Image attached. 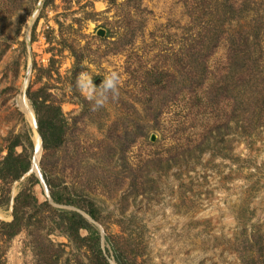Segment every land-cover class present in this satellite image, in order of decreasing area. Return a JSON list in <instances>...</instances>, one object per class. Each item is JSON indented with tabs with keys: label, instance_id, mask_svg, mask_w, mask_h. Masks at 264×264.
Returning a JSON list of instances; mask_svg holds the SVG:
<instances>
[{
	"label": "rangeland",
	"instance_id": "1",
	"mask_svg": "<svg viewBox=\"0 0 264 264\" xmlns=\"http://www.w3.org/2000/svg\"><path fill=\"white\" fill-rule=\"evenodd\" d=\"M220 24L264 30V0H0V159L13 135L32 141L28 172L0 182V196L9 194L0 220L12 219L20 190L37 199L25 210L28 226L10 240L0 236V264H89L88 247L56 225L55 208H75L51 201L42 164L53 183L96 209L110 264L106 235L130 264H264L260 85L250 84L247 102L234 107L227 97L209 103L217 75L189 93L176 63L191 58L198 38H188L204 30L193 58L201 64L208 51L209 68L225 72L229 43L216 42ZM110 73L118 77L115 95L104 89ZM149 73L161 74L163 88ZM37 90L60 105L66 122L63 142L46 151L28 97Z\"/></svg>",
	"mask_w": 264,
	"mask_h": 264
},
{
	"label": "trees",
	"instance_id": "2",
	"mask_svg": "<svg viewBox=\"0 0 264 264\" xmlns=\"http://www.w3.org/2000/svg\"><path fill=\"white\" fill-rule=\"evenodd\" d=\"M51 1L53 0H44V3ZM203 31L192 32L188 38V43L196 37L198 38L196 44L199 46L196 48L193 47L191 52H188L191 58H176L179 70L183 71V75L188 82L186 91L193 93L201 87L206 79H210L211 74H214L218 78L209 86V103H217L225 97L227 99L230 98L233 107L236 100L241 102V104L247 102V98L250 97L247 94L252 91H247V89L250 88V84H256L260 85L257 93H261V95H258L260 96L258 98L260 103L257 106L259 108L264 107V45L261 44L263 40L260 37V31L264 33V30H256L254 34H250L247 30L228 32L220 24V31L216 34L215 39L216 42L225 40L229 43L224 65L228 66L224 68L226 70L225 72L217 69V73L213 72L206 64V59L209 54L208 51L205 54L201 52L203 56L201 64L193 58L194 55L198 56L201 51L200 47L203 44V36H205ZM165 72L166 70L163 73ZM228 73L231 76H227ZM149 74L153 77L150 81L152 85L163 88V86L159 85L161 83V74ZM28 97L34 110L36 127L43 150L46 151L59 146L64 140L66 128L65 118L60 105L52 101H47L45 96H41V91L39 90L28 94ZM18 146L21 148L20 151L16 150ZM31 150L32 141L27 133L24 134V141L22 140L21 133L15 134L9 139L6 152L0 159V182L4 184L11 182L28 172ZM41 172L46 185L49 186L51 201L56 204L75 208H55L58 217L56 220L57 227H59L60 231L69 240L75 242V244H84L88 247L89 264H110L105 255L108 249L106 248L105 252L102 250L100 233L96 224L93 222H99L96 209L91 203L87 202L86 205L82 204L76 195L65 186H59L53 183L46 174L43 164L41 166ZM31 177L33 184L38 183V179L34 175L31 174ZM36 201V197L31 193L29 188H24L17 192L13 197L12 219L9 221L0 220V236L5 240H10L21 229L27 227L28 223H30V218L24 216L25 210L35 206ZM8 204L9 194L6 192L3 196H0V206H7ZM42 204L50 209H54L47 201L41 202L40 205ZM80 211H83L87 216ZM81 230L85 231L84 235H81ZM37 236L40 237L39 235ZM113 241L114 238L112 239L111 236H104V242L110 246L115 263L130 264L127 262L129 258L120 248L121 244L119 246L118 242ZM38 243L35 244L37 248L40 245ZM37 251L39 252V249ZM41 257L43 258L44 256ZM47 257L51 259V255H47Z\"/></svg>",
	"mask_w": 264,
	"mask_h": 264
},
{
	"label": "bare ground",
	"instance_id": "3",
	"mask_svg": "<svg viewBox=\"0 0 264 264\" xmlns=\"http://www.w3.org/2000/svg\"><path fill=\"white\" fill-rule=\"evenodd\" d=\"M19 106L23 109L24 113L26 114V117L31 122L32 128L35 130V122H34L33 114H32V111H31L30 107L23 100H21ZM34 142H35V145H36V152H35V156L33 157L34 160H33L32 168L36 169L37 160H38V157H39V154H40V146H39V141H38V137H37L36 134L34 136Z\"/></svg>",
	"mask_w": 264,
	"mask_h": 264
},
{
	"label": "clouds",
	"instance_id": "4",
	"mask_svg": "<svg viewBox=\"0 0 264 264\" xmlns=\"http://www.w3.org/2000/svg\"><path fill=\"white\" fill-rule=\"evenodd\" d=\"M118 82V77L115 73H110L106 79H105V83H104V89L105 91L107 90H111L113 95H115L116 92V85ZM106 99V96H104L103 94L101 95V98L96 100V104L99 106L103 103V100Z\"/></svg>",
	"mask_w": 264,
	"mask_h": 264
},
{
	"label": "water",
	"instance_id": "5",
	"mask_svg": "<svg viewBox=\"0 0 264 264\" xmlns=\"http://www.w3.org/2000/svg\"><path fill=\"white\" fill-rule=\"evenodd\" d=\"M38 135H39V133H38ZM40 137V136H39ZM40 144H41V139H40ZM40 179L42 178V176L40 175V177H39ZM43 180V179H42Z\"/></svg>",
	"mask_w": 264,
	"mask_h": 264
}]
</instances>
